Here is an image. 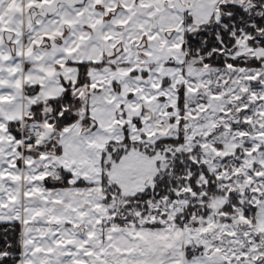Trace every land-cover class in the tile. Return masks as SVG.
Here are the masks:
<instances>
[{"label":"crops","instance_id":"crops-1","mask_svg":"<svg viewBox=\"0 0 264 264\" xmlns=\"http://www.w3.org/2000/svg\"><path fill=\"white\" fill-rule=\"evenodd\" d=\"M38 2L42 1L0 0L4 23L12 18L13 4L20 9L17 44L3 39L0 27V222L21 223L19 264H193L186 255L191 244L185 228L103 225L101 157L117 122L111 95L99 90L105 87L104 66L89 70L91 76L92 71L104 69L91 79V86L100 91L92 93L93 104L88 105L97 127L86 133L81 123L63 129L58 134L60 155H35L34 148L24 152L11 126L22 123L34 104L59 97L64 75H73V81L78 77L75 64L109 57L111 33L123 29L127 36L142 38L154 32L156 23L164 38L165 30L177 23L179 28L184 16L172 0H87L83 7L61 5L55 15L34 21L31 11ZM47 2L51 0H43ZM188 3L192 17L198 13L199 20L204 15L203 24L219 0ZM259 54L264 55V50ZM156 167L155 157L134 150L112 166L109 178L124 196H132L150 183ZM59 169L71 174V186L47 188L44 182L56 177ZM80 180L88 186H74Z\"/></svg>","mask_w":264,"mask_h":264},{"label":"rangeland","instance_id":"rangeland-1","mask_svg":"<svg viewBox=\"0 0 264 264\" xmlns=\"http://www.w3.org/2000/svg\"><path fill=\"white\" fill-rule=\"evenodd\" d=\"M41 1L36 8L44 4ZM19 14V6L15 3L11 8L12 18L5 23L0 20L3 39L7 33L13 34L12 46L19 42ZM201 15L199 20H196L198 13L193 17L190 29L202 24L200 21L204 15ZM184 19H181L179 28L176 21L174 29L165 30V39L161 38L160 30H151V35L144 36L142 49L131 45L133 39L140 43L139 36H127L123 29L111 33L112 51L109 57L99 62L104 64V73H107L106 90L99 89L100 92L97 86H91V79L104 70L100 69L92 71L91 76L89 71V87L73 91L82 98L83 108L87 109L94 100L92 93L99 91L102 94L104 91L111 95L109 101L117 122L110 130V140L122 141L125 130L131 141L144 145L182 135L185 142L175 152H189L194 161L206 165L219 179V186L226 195L210 199L207 216L193 213L188 222L195 227L186 222L181 225L190 238L193 264H264V69L237 68L231 64L218 68L201 65L199 60L185 63L182 44L187 27L183 25ZM171 31L172 36L168 37ZM246 39L247 36L238 39L234 57L263 58L264 55L259 53L264 49L249 48ZM118 43H122V49L116 53L114 47ZM158 44L160 46H156ZM120 70L125 73H120ZM72 78L73 75L65 74L63 79L75 83L76 79L73 81ZM181 95L184 97L182 108ZM84 111H80L81 117ZM35 126L44 130V140L22 143V149L38 150L52 133L46 130L49 127L46 123ZM134 150L139 151L131 149L127 154ZM166 152L175 153L169 146L165 152L157 151L152 155L157 160V170L142 190L153 187L154 179L170 170L171 160L166 157ZM204 183L206 178L202 175L198 185ZM228 193H236L240 202L234 213L223 209L228 202ZM102 195L104 199L103 189ZM203 195L204 191L194 190L187 180L176 190L173 200L151 202L146 212L135 210L131 215L140 224L180 227L176 217L183 214L189 205L201 206ZM103 206L102 220L125 213L122 200L117 199L108 206L103 203ZM246 209H249V214H246Z\"/></svg>","mask_w":264,"mask_h":264},{"label":"trees","instance_id":"trees-1","mask_svg":"<svg viewBox=\"0 0 264 264\" xmlns=\"http://www.w3.org/2000/svg\"><path fill=\"white\" fill-rule=\"evenodd\" d=\"M184 26L187 27L184 33L182 51L185 53V63L199 60L201 65L222 68L231 64L237 68L245 69H264V58L235 56L238 50L237 41L239 38L247 36L246 44L251 49H264V0H219L215 12L211 18L193 29V18L186 15ZM73 64V63H70ZM78 77L75 83L64 81V91L53 99L34 104L21 123H13L12 130L20 139L21 126L49 125L48 130L52 133L48 136L45 144L34 152L35 155L41 153H51L60 155L62 148L58 143V134L68 126L81 123L82 131H93L97 127V122L91 118L89 110L84 107V102L79 95L74 93V89L90 86L89 70L91 68H102L103 63H77ZM36 87L28 88V93ZM183 90V89H182ZM181 93L183 94V91ZM181 108L184 105V97L180 96ZM85 109L81 117L80 111ZM138 123V122H137ZM55 137V138H54ZM185 138L181 135L178 138L159 140L150 145H144L130 140L127 131L125 137L120 142L110 141L105 144L101 157L102 182L104 205L108 206L117 199L124 202L123 210L125 213L114 216L113 219L104 218L105 226H144L149 228L164 227L160 223L140 224L131 215V211H147L149 203L166 199L173 200L178 190L188 180L189 185L198 192L204 191L201 197L203 204L189 205L183 214L176 217L177 224H182L196 212L205 217L208 214L210 199L217 196L226 195L225 191L219 186V179L211 173L207 166L197 163L192 159L189 152H175V149L183 145ZM173 148L174 154L166 152V157L171 161V168L154 179L153 187H148L137 192L132 196H124L120 188L109 178V171L113 165L131 149H139L144 154L152 156L155 152H165L168 147ZM27 149H25L26 152ZM159 165V163H158ZM202 175L206 178V183L198 185ZM71 174L58 170V175L47 179L44 185L47 188H67L70 187ZM76 187H86L88 184L80 180L74 184ZM228 202L224 205V211L234 213L240 206L236 193H228ZM246 209V214H249ZM187 258H191L192 251L186 248ZM21 259V223L0 222V264H19Z\"/></svg>","mask_w":264,"mask_h":264},{"label":"water","instance_id":"water-1","mask_svg":"<svg viewBox=\"0 0 264 264\" xmlns=\"http://www.w3.org/2000/svg\"><path fill=\"white\" fill-rule=\"evenodd\" d=\"M85 0H52L50 3H44L41 7L39 8H34L32 9V17L35 19L36 16H41L43 18L52 16L53 14L56 13L58 10L59 6L61 4H64L68 7H74L77 5H82L84 4ZM174 6L181 11L183 9V5L181 4L180 0H174ZM190 9V8H188ZM155 28V25H154ZM12 34L7 33L5 35L6 41L10 43L12 39ZM49 134V132H48Z\"/></svg>","mask_w":264,"mask_h":264},{"label":"flooded vegetation","instance_id":"flooded-vegetation-1","mask_svg":"<svg viewBox=\"0 0 264 264\" xmlns=\"http://www.w3.org/2000/svg\"><path fill=\"white\" fill-rule=\"evenodd\" d=\"M86 2H87V0H85V2H84V4H82V5H77V6H74V8H79V7H83V6H85L86 5ZM174 0H172V5H173V7H174V9H176L179 13H181L183 16H184V18H185V16L186 15H189L190 14V12H191V9H192V6L188 3V0H180V2H181V4L183 5V9L181 10V11H179L175 6H174ZM61 5H64V4H61ZM60 5V6H61ZM59 6V7H60ZM36 8V7H35ZM188 8H190V9H188ZM34 9V8H33ZM57 12H59V8H58V10L56 11V13ZM55 13V14H56ZM55 14H53V15H55ZM52 15V16H53ZM191 16V15H190ZM39 17H41V16H36L35 17V19H33V17H32V11H31V18L35 21L37 18H39ZM50 17V16H49ZM192 17V16H191ZM41 18H43V17H41ZM46 18H48V17H46ZM193 18V17H192ZM193 22H194V20H193ZM156 23H154V25H155ZM184 25V24H183ZM153 29H154V32H156L157 31V25H155V28H154V26H153ZM165 33H167V31H165ZM10 34V33H9ZM13 35V34H12ZM122 36V35H121ZM172 36V31L170 32V33H168V37H171ZM5 39H6V37H5ZM12 39H13V36H12ZM12 39H11V41L10 42H12ZM122 41V40H121ZM121 41H119V42H121ZM136 39H133L132 40V42H131V45L132 46H136L137 48H140V49H142L143 48V46H144V44H145V41H144V37H142L141 39H140V43L138 44V43H136ZM45 44H48V41H45L44 42V45ZM122 44V43H121ZM121 44L120 43H118L117 44V46L116 47H114L115 49V52L117 53V51H121V49H122V47H121Z\"/></svg>","mask_w":264,"mask_h":264},{"label":"built area","instance_id":"built-area-1","mask_svg":"<svg viewBox=\"0 0 264 264\" xmlns=\"http://www.w3.org/2000/svg\"><path fill=\"white\" fill-rule=\"evenodd\" d=\"M20 141L21 144L23 143H39L42 140H44V137L46 136L44 130L41 127L31 125L26 127L24 124L21 126L20 131ZM22 144V145H23ZM189 225H192L195 227V225L191 222H186Z\"/></svg>","mask_w":264,"mask_h":264}]
</instances>
